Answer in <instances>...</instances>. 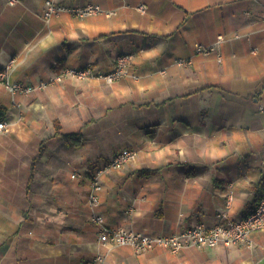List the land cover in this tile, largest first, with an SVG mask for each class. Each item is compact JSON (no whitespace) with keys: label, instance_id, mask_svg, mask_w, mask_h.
I'll return each mask as SVG.
<instances>
[{"label":"crops","instance_id":"0c3cea01","mask_svg":"<svg viewBox=\"0 0 264 264\" xmlns=\"http://www.w3.org/2000/svg\"><path fill=\"white\" fill-rule=\"evenodd\" d=\"M46 1L0 0V69L11 82L37 85L89 63L110 70L122 53L133 61L112 84L66 77L12 94L0 80V264H91L97 254L106 264H264V230L237 245L138 252L103 244L93 221L96 213L106 226L167 234L255 209L264 0H55L113 13L63 11L48 22ZM196 44L216 50L198 54ZM79 132L81 144L61 135ZM123 149L138 155L101 176L93 208L91 173Z\"/></svg>","mask_w":264,"mask_h":264},{"label":"built area","instance_id":"2783aa9c","mask_svg":"<svg viewBox=\"0 0 264 264\" xmlns=\"http://www.w3.org/2000/svg\"><path fill=\"white\" fill-rule=\"evenodd\" d=\"M17 0H9L10 4ZM139 8L144 11L145 6L140 5ZM63 11H68L74 16L84 17L90 15H97L105 12L112 14L111 11H105L100 5L87 3L82 6H68L59 3L55 0H47L43 10V17L48 22L55 15ZM219 40L222 36H219ZM216 50V46H205L203 44H196L195 51L198 54H209ZM133 58L132 54H120L117 57L115 66L110 70H96L91 65L84 67H66L62 72L49 78L48 80H39L37 85L22 84L20 82H11L8 78V69L5 67L0 69V80L6 85L7 89L12 93L18 92L28 94L37 88L46 87L57 81H61L67 76H77L79 78L88 76L101 77L107 82H113L123 78L130 73L129 64ZM189 63L191 60L178 59V63ZM7 128L5 121L0 120V134ZM137 155L134 149H123L115 154L107 163L98 166L91 173L90 185L91 192L89 201L93 208L100 205L99 193L102 189L101 176L108 170L119 169L125 163L135 159ZM72 177H76L73 174ZM230 203H228L229 205ZM228 206L217 213V217L224 220L228 217ZM213 225H208L204 222H197L191 226H186L179 231L157 234L148 231H139L129 229L123 226H106L104 225V218L100 214H93V221L99 225V240L103 244L112 243L116 245H128L134 247L138 252H144L157 247L168 249L172 253H178L187 247H217L220 244L227 246L237 245L241 243H248L250 235L259 230H264V194L258 201L254 210L246 216L238 219H225ZM91 264H106L105 256L97 254Z\"/></svg>","mask_w":264,"mask_h":264},{"label":"trees","instance_id":"16d2710c","mask_svg":"<svg viewBox=\"0 0 264 264\" xmlns=\"http://www.w3.org/2000/svg\"><path fill=\"white\" fill-rule=\"evenodd\" d=\"M56 127L57 129L60 128V124L58 121H56ZM66 142H72L74 144H81L83 142V136L82 133H69V134H61ZM45 145L42 144L40 154L44 151ZM39 154V155H40ZM144 172V171H143Z\"/></svg>","mask_w":264,"mask_h":264},{"label":"rangeland","instance_id":"374dc122","mask_svg":"<svg viewBox=\"0 0 264 264\" xmlns=\"http://www.w3.org/2000/svg\"><path fill=\"white\" fill-rule=\"evenodd\" d=\"M122 54H125V53H122ZM129 54H132V53H129ZM133 55V54H132ZM132 61H133V58H132ZM131 61V62H132ZM89 66L91 65L94 69H96V70H98L99 68H97L96 66H94L92 63H89L88 64ZM87 66V65H86ZM84 67V66H83ZM129 67H130V64H129ZM100 70H102V69H100ZM130 74V73H129ZM56 76V75H55ZM67 77H74V76H67ZM66 77H64L63 79H65ZM75 79H77V80H80V81H84V80H91V79H97V80H101V81H104L105 83H107V84H112V83H114V82H116V81H118V80H116V81H113V82H107L106 80H104L103 78H101V77H97V76H88V77H83V78H79V77H77V76H75L74 77ZM62 79V80H63ZM61 80V81H62ZM120 80V79H119ZM57 82H59V81H57ZM56 83V82H55ZM51 85V84H50ZM50 85H48V86H50ZM47 87V86H46ZM42 88H44V87H42ZM137 152V151H136ZM137 155H138V152H137ZM137 155H136V157H137ZM135 157V158H136Z\"/></svg>","mask_w":264,"mask_h":264}]
</instances>
